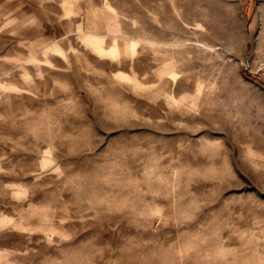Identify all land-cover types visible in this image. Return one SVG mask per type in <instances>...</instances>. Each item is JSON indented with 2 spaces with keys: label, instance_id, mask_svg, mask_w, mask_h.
Returning <instances> with one entry per match:
<instances>
[{
  "label": "rangeland",
  "instance_id": "obj_1",
  "mask_svg": "<svg viewBox=\"0 0 264 264\" xmlns=\"http://www.w3.org/2000/svg\"><path fill=\"white\" fill-rule=\"evenodd\" d=\"M0 264H264V0H0Z\"/></svg>",
  "mask_w": 264,
  "mask_h": 264
},
{
  "label": "trees",
  "instance_id": "obj_2",
  "mask_svg": "<svg viewBox=\"0 0 264 264\" xmlns=\"http://www.w3.org/2000/svg\"><path fill=\"white\" fill-rule=\"evenodd\" d=\"M251 78L254 79V80H259V79L255 78V77H251Z\"/></svg>",
  "mask_w": 264,
  "mask_h": 264
}]
</instances>
